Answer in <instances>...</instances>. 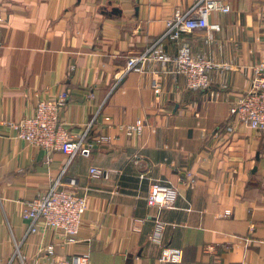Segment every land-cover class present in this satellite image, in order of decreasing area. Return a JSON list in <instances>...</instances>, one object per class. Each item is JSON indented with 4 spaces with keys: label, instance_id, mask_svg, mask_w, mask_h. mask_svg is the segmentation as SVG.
<instances>
[{
    "label": "crops",
    "instance_id": "0c3cea01",
    "mask_svg": "<svg viewBox=\"0 0 264 264\" xmlns=\"http://www.w3.org/2000/svg\"><path fill=\"white\" fill-rule=\"evenodd\" d=\"M196 1L0 0V264H51L87 251L91 264H264V132L230 113L264 60V0H228L229 13L210 16L219 30L183 35L220 64L209 88L189 89L166 66L124 72L164 34L166 19ZM162 45L176 54L172 38ZM63 92L61 120L93 145L71 162L18 139L10 125ZM137 119L147 126L128 136L122 126ZM103 134L109 140L96 143ZM93 167L104 174L92 176ZM57 179L87 198L72 244L42 222L26 235L21 217L24 202ZM153 181L178 188L175 208L147 205ZM155 217L167 224L163 246L184 251L181 263L159 261Z\"/></svg>",
    "mask_w": 264,
    "mask_h": 264
},
{
    "label": "built area",
    "instance_id": "2783aa9c",
    "mask_svg": "<svg viewBox=\"0 0 264 264\" xmlns=\"http://www.w3.org/2000/svg\"><path fill=\"white\" fill-rule=\"evenodd\" d=\"M231 6L228 0H197L188 10H177L166 19L164 34L152 42L144 51L128 58L124 72L139 70L150 71V66H166L164 73L186 78L189 89L200 91L211 86V71L217 68L212 59L198 54L183 40V35L197 30H219L218 25L211 24L213 12L229 13ZM172 38L177 44V52L172 55L165 51L162 41ZM251 86L231 106L230 113L234 122L241 123L258 132H264V60L252 67ZM67 92L40 99L31 115L19 121L10 122L16 131L18 139L29 144H35L48 152L61 151L71 162L82 153H90L93 145L86 142L87 134H75L61 120V110L67 103ZM106 117V120H110ZM96 121V119H95ZM228 130H233L232 123ZM91 125V124H90ZM147 126L143 119L124 124L122 129L128 136L141 135ZM109 136H99L96 143L108 141ZM91 174L100 177L104 171L93 167ZM60 179L51 184L41 194L24 202L21 211L22 219L27 223L26 235L35 233L38 224L42 222L45 228H50L63 237L64 244L78 241L84 214L87 210V198L75 190L62 188ZM179 196L178 188L170 183L153 181L148 188L146 203L149 207L173 209ZM231 210H225L221 216H229ZM166 222L155 217L154 229L151 234L153 243L162 245L159 256L161 263H181L184 251L181 248L163 246ZM254 228V225L251 226ZM53 254V246L48 248ZM51 264H91L89 251L75 254L69 258L53 259Z\"/></svg>",
    "mask_w": 264,
    "mask_h": 264
}]
</instances>
